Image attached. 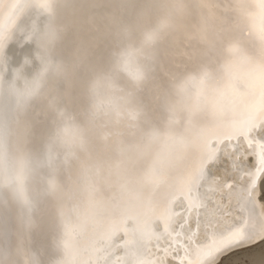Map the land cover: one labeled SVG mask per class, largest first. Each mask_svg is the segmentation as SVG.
I'll list each match as a JSON object with an SVG mask.
<instances>
[{
    "label": "bare ground",
    "instance_id": "obj_1",
    "mask_svg": "<svg viewBox=\"0 0 264 264\" xmlns=\"http://www.w3.org/2000/svg\"><path fill=\"white\" fill-rule=\"evenodd\" d=\"M254 2L0 0V264H218L264 243Z\"/></svg>",
    "mask_w": 264,
    "mask_h": 264
},
{
    "label": "snow or ice",
    "instance_id": "obj_2",
    "mask_svg": "<svg viewBox=\"0 0 264 264\" xmlns=\"http://www.w3.org/2000/svg\"><path fill=\"white\" fill-rule=\"evenodd\" d=\"M241 14L248 17L249 21L253 28L256 29V34L259 39L264 42V27H259L256 24L257 17H264V4L259 6L258 12H250L248 7H242L240 9ZM239 63V59H233L231 64L229 65L230 70H234ZM260 72L262 77H264V62L261 63ZM245 122H251V126L253 130H256V134L261 138L264 139V128H260L259 125L264 123V107H260L259 109H254L245 113ZM252 163V162H250ZM259 164L264 165V154L260 155ZM128 174V172H127ZM164 174L157 178V183L164 182ZM163 207H157L153 205L154 211H160ZM244 237H242L239 233L234 234L231 237L223 239L218 242L217 245L211 246L209 248V255L215 257L216 255L220 254L223 251L228 250L231 247L238 246L239 244L244 242Z\"/></svg>",
    "mask_w": 264,
    "mask_h": 264
},
{
    "label": "rangeland",
    "instance_id": "obj_3",
    "mask_svg": "<svg viewBox=\"0 0 264 264\" xmlns=\"http://www.w3.org/2000/svg\"><path fill=\"white\" fill-rule=\"evenodd\" d=\"M263 195H264V191H263ZM253 250H258V251L264 250V243L261 242L259 244L252 246V247L242 249V250H238L236 252H232L229 255H226L225 257H223L218 262V264H249L250 259L248 256L245 255V253L251 252Z\"/></svg>",
    "mask_w": 264,
    "mask_h": 264
},
{
    "label": "clouds",
    "instance_id": "obj_4",
    "mask_svg": "<svg viewBox=\"0 0 264 264\" xmlns=\"http://www.w3.org/2000/svg\"><path fill=\"white\" fill-rule=\"evenodd\" d=\"M255 9H256V12H258L259 11V6L260 5H262V4H264V0H255ZM257 19H258V21H260V20H264V17H257ZM250 25H251V22H250ZM251 28H252V25H251ZM143 79V78H142ZM141 79V80H142ZM35 81H39V79H37V80H35ZM35 81H33V82H35ZM40 82V81H39ZM37 93V92H36ZM34 96V95H33Z\"/></svg>",
    "mask_w": 264,
    "mask_h": 264
}]
</instances>
